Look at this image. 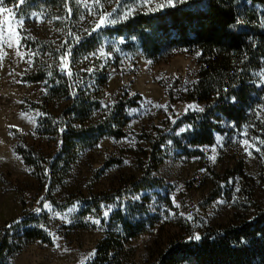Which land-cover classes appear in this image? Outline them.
I'll use <instances>...</instances> for the list:
<instances>
[{
  "label": "rangeland",
  "instance_id": "1",
  "mask_svg": "<svg viewBox=\"0 0 264 264\" xmlns=\"http://www.w3.org/2000/svg\"><path fill=\"white\" fill-rule=\"evenodd\" d=\"M121 3L123 7L116 0L105 3L104 11L118 8L117 15H122L133 0ZM3 6L13 10L10 22L23 20V30L14 25L21 36L30 37L21 40L25 45L22 50L37 55L29 66L16 56L15 47H5L7 55L0 62V229L26 216L30 222L18 225L14 234L39 229L46 240L26 243L8 264H93L101 244L110 236L120 237L123 216L130 220L157 216L153 231L125 240L121 255L122 264H153L169 239L187 235L179 223L186 224L190 235L201 236L208 228L241 222L264 209V158L255 148L249 149L253 153L249 157L242 145L244 139L250 143L253 138L264 140V111H260L264 107V62L254 74L258 91L244 125L237 127L223 120L214 146L193 149L188 143L193 126L186 118L206 109L189 95L199 78L202 53L173 49L148 60L141 50H126L120 39L106 33L132 17L172 7L155 11L139 8L127 20L92 32L95 18L88 14L84 0L79 6L73 0H26L13 6L3 1ZM5 16L9 14H0V20ZM69 32L79 36V42L69 37ZM65 41L71 46L72 85L85 88L89 84L99 98L93 123L106 119L122 103L130 104L126 108L129 121L125 137L107 136L80 152L66 171H59L60 182L54 184L48 167L59 155L62 141L55 134L58 122L50 129L46 124L71 104L70 98H59L53 92L58 76L68 77L60 68V56L68 47L60 45ZM88 45L95 50L90 51ZM101 50L104 56H100ZM40 74L43 79L36 80ZM155 104L168 105V110L153 107ZM188 105L203 111L186 112ZM176 140L200 155L188 156ZM158 146L161 165L152 177L166 187L137 191L135 185L144 176L142 167ZM255 147L261 146L257 143ZM212 155L215 162L209 158ZM135 204L142 206V211L132 209ZM189 214L193 219L187 218ZM92 250L95 256L86 258Z\"/></svg>",
  "mask_w": 264,
  "mask_h": 264
},
{
  "label": "trees",
  "instance_id": "2",
  "mask_svg": "<svg viewBox=\"0 0 264 264\" xmlns=\"http://www.w3.org/2000/svg\"><path fill=\"white\" fill-rule=\"evenodd\" d=\"M3 1L8 6L19 4V0ZM262 21L264 0H191L164 12L132 17L106 33L116 39L122 38L126 50H141L148 60H155L173 49L202 53L199 78L189 95L192 101L204 104L206 109L200 115L186 118L193 126L188 143L196 149L215 145L216 132L222 131L221 121H231L237 127L247 121V110L258 91L254 74L264 62ZM88 47H92L90 51L95 50V46ZM43 77L40 74L36 80ZM71 80L72 77L58 76V85L53 92L59 98H70L71 104L46 124L50 129L58 122L55 134L62 141L59 155L48 167L54 184L60 182L57 180L59 171H66L80 152L93 148L104 137H125L124 129L129 121L126 108L130 104L122 103L112 109L106 119L93 123L100 108L97 93L93 86L88 84L82 88L72 85ZM177 143L188 156L200 155L198 150H189L178 140ZM159 147L142 167L144 176L135 185L137 191L151 186L166 187L163 181L152 177L161 165L157 156ZM105 199L103 201H107ZM135 208L143 209L136 204L132 209ZM158 219L157 216H145L130 220L123 216L120 237H108L99 247L93 264H122L125 240L151 233L158 225ZM29 222L23 216L0 229V264H8L26 243H46L45 235L39 229L27 228L21 235L14 234L18 225ZM185 225L179 223L187 235H174L169 239L153 264H264V209H257L254 216L241 222L208 228L199 240L191 238L194 236Z\"/></svg>",
  "mask_w": 264,
  "mask_h": 264
},
{
  "label": "snow or ice",
  "instance_id": "3",
  "mask_svg": "<svg viewBox=\"0 0 264 264\" xmlns=\"http://www.w3.org/2000/svg\"><path fill=\"white\" fill-rule=\"evenodd\" d=\"M26 0H19V4L25 3ZM74 3H76L78 6L81 4V0H73ZM113 0H94L92 4L87 3V0H84V7L87 9V12L89 15L95 18L94 27L92 28V32L99 31L103 27H107L109 25H116L124 20H127L130 16L133 15V13L139 9L147 7L149 11H155L159 9H164L166 7H175L176 3H184L186 0H133V5L129 6L126 11L123 12L122 15H117L119 12L118 8H113L112 12L104 11V4L105 3H112ZM116 3L120 4L121 7H123V4L121 3V0H116ZM70 14V9L68 10ZM8 13L9 16H5L3 20H0V62L3 61L4 57L7 55V52L4 51L5 47L8 49H12L15 47V54L18 56L22 61L25 63H28L29 66L32 64V57L34 55H37V53L29 51L27 54L22 50L24 49L25 45L21 43L22 39H28L30 37H24L20 35V32L16 30L14 25H20L21 30H23V20L22 19H16L12 20L10 22V17L13 14V10L10 8H7L3 6V0H0V14ZM32 16L36 17L37 19H40V15L37 13H32ZM56 19H60V17H56ZM81 19H83V16H81ZM43 22V21H41ZM262 26H264V21H262ZM84 31H88V29H84ZM69 37H72L76 40V42H79L80 37L74 36L73 33H68ZM121 43H123V39L120 40ZM65 45H68V41H65L63 44L60 45V47H65ZM100 56H104L105 53L103 50L100 51ZM27 55V59L25 58ZM93 56L96 55V53L92 54ZM71 57V46L68 45L66 51L60 56V68L62 72H66V75L68 77H72L73 73L69 70L70 65V58ZM87 59V57L85 58ZM0 67H2V63H0ZM83 71L91 72L92 69H83ZM9 75H12L10 72ZM261 82L264 83V75H261ZM187 90V89H185ZM233 101H235V98H233ZM150 103V102H149ZM156 108H163L165 111L168 110V105H159L155 104L152 105ZM105 108L109 107V105L105 104ZM189 109H192L194 111H203V108H199L198 106L194 105H188L185 108V111L187 112ZM260 111H264V107L260 109ZM259 115V113H257ZM17 126L15 125H9V128H15ZM19 130V129H17ZM185 129H181V131H184ZM63 131V129H61ZM246 134V130H245ZM11 135V133H10ZM259 143L261 147H264V140L257 141L255 138L252 139L251 143L249 139H244L242 141V145L244 146L245 152L249 155V157L253 156L252 151H249V149L255 148L256 153H260L261 158H264V153L261 152V147H255V145ZM213 152H215V148L212 149ZM213 162H215V155H212L209 157ZM254 158V157H253ZM127 163V162H126ZM204 171V170H202ZM236 191H239V188L236 189ZM138 199V197H137ZM222 202V201H221ZM173 203L175 204V207L179 208L180 205L175 203V200H173ZM45 208L49 207L47 204L44 205ZM181 215H184L183 213H180ZM108 215V212L104 213V216L106 217ZM189 220L193 219L191 214L187 217ZM93 223L100 224L99 220H94ZM7 227H11V225H8ZM195 240H199L201 237L199 235H195L194 237H191ZM67 251V250H66ZM95 250H92L90 254L86 258L90 259L91 257L95 256Z\"/></svg>",
  "mask_w": 264,
  "mask_h": 264
}]
</instances>
